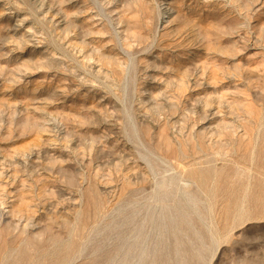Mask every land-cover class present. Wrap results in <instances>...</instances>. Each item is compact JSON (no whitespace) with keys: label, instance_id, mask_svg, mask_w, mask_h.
Here are the masks:
<instances>
[{"label":"rangeland","instance_id":"1","mask_svg":"<svg viewBox=\"0 0 264 264\" xmlns=\"http://www.w3.org/2000/svg\"><path fill=\"white\" fill-rule=\"evenodd\" d=\"M0 264H264V0H0Z\"/></svg>","mask_w":264,"mask_h":264},{"label":"bare ground","instance_id":"2","mask_svg":"<svg viewBox=\"0 0 264 264\" xmlns=\"http://www.w3.org/2000/svg\"><path fill=\"white\" fill-rule=\"evenodd\" d=\"M160 1V0H159ZM148 2V1H147ZM164 5V3H161V10H160V23L163 25H165L166 23H168L172 17V12H171V8L169 7H162ZM14 18V17H13ZM22 25V24H21ZM138 137V136H137ZM150 155V154H149ZM145 159V158H144ZM148 161V160H147ZM164 184V183H163ZM185 195L189 196V194L187 192L184 193ZM6 210V209H5ZM141 256H143V254L141 253Z\"/></svg>","mask_w":264,"mask_h":264}]
</instances>
